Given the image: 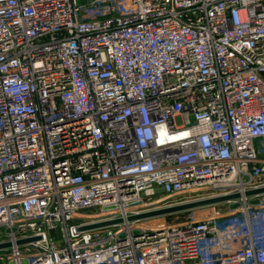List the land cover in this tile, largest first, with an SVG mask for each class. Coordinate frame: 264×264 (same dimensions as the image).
Listing matches in <instances>:
<instances>
[{
  "label": "built area",
  "instance_id": "obj_1",
  "mask_svg": "<svg viewBox=\"0 0 264 264\" xmlns=\"http://www.w3.org/2000/svg\"><path fill=\"white\" fill-rule=\"evenodd\" d=\"M261 187L264 0H0V264H264Z\"/></svg>",
  "mask_w": 264,
  "mask_h": 264
},
{
  "label": "water",
  "instance_id": "obj_2",
  "mask_svg": "<svg viewBox=\"0 0 264 264\" xmlns=\"http://www.w3.org/2000/svg\"><path fill=\"white\" fill-rule=\"evenodd\" d=\"M156 191L157 192H161L162 189H157ZM262 192H264V187L249 190L245 194L246 195H252V194H258V193H262ZM237 197H239V194L226 195V196H220V197H213V198H209V199H203V200L183 203V204H180V205H175V206H171V207H166V208H162V209H158V210L142 213V214H139V215H136V216L129 217V219L142 218V217H147V216H154V215L166 214V213H171V212L180 211V210H186V209H189V208L202 206V205H206V204H212V203H216V202H220V201H224V200H228V199H233V198H237ZM119 221H120V219L115 220V221H105V222L89 225L87 227H84V229L93 228V227H99V226H105V225H109V224H112V223H115V222H119ZM35 239H36V237L22 239V240L18 241V244L25 243V242H28V241H33ZM9 245H10L9 242L1 243L0 244V248H5V247H8Z\"/></svg>",
  "mask_w": 264,
  "mask_h": 264
},
{
  "label": "rangeland",
  "instance_id": "obj_3",
  "mask_svg": "<svg viewBox=\"0 0 264 264\" xmlns=\"http://www.w3.org/2000/svg\"><path fill=\"white\" fill-rule=\"evenodd\" d=\"M194 194H196V193H194ZM187 194H184V195H182V196H186ZM194 196V195H193ZM162 199H164V200H170L169 199V197H162ZM91 210H95V209H91ZM173 216L171 215L170 216V220H171V218H172ZM53 235L55 236V237H57V234L56 233H53ZM5 253H6V251H4V250H0V256H3V255H5Z\"/></svg>",
  "mask_w": 264,
  "mask_h": 264
}]
</instances>
